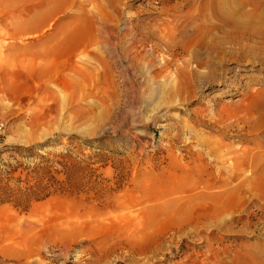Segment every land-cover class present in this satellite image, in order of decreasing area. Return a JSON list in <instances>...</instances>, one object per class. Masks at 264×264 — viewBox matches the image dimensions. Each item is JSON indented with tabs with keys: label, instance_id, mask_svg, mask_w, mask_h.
Segmentation results:
<instances>
[{
	"label": "rangeland",
	"instance_id": "1",
	"mask_svg": "<svg viewBox=\"0 0 264 264\" xmlns=\"http://www.w3.org/2000/svg\"><path fill=\"white\" fill-rule=\"evenodd\" d=\"M263 10L0 0V175L72 191L0 203V264H264Z\"/></svg>",
	"mask_w": 264,
	"mask_h": 264
},
{
	"label": "trees",
	"instance_id": "2",
	"mask_svg": "<svg viewBox=\"0 0 264 264\" xmlns=\"http://www.w3.org/2000/svg\"><path fill=\"white\" fill-rule=\"evenodd\" d=\"M47 165L50 160L47 158ZM18 168L4 172L0 175V203L12 204L15 207L27 211L32 203L45 201L55 194L72 193L67 186H62L61 181L56 177L59 171L51 166H37L30 170L31 173L42 172V177L34 185L22 186L23 181L20 177L14 178Z\"/></svg>",
	"mask_w": 264,
	"mask_h": 264
},
{
	"label": "bare ground",
	"instance_id": "3",
	"mask_svg": "<svg viewBox=\"0 0 264 264\" xmlns=\"http://www.w3.org/2000/svg\"><path fill=\"white\" fill-rule=\"evenodd\" d=\"M69 2V0H57V4L59 5V4H63V5H66L67 3ZM264 11V10H263ZM41 16H43L42 14H40ZM39 15V16H40ZM38 16V17H39ZM254 16L255 17H257V15L256 14H254ZM222 24V23H221ZM258 23L256 22V26H258L257 25ZM255 26V27H256ZM253 27V26H252ZM260 33V32H259ZM258 33V34H259ZM257 35V34H256ZM260 35V34H259ZM254 37V36H253ZM249 38V37H248ZM260 39V38H259ZM249 41H250V39H249ZM250 114H248V116H249ZM251 117V116H250ZM253 117V116H252ZM225 154V153H224ZM225 156V155H224ZM237 158H239V162H236V164H235V166H237V168H241V167H243V166H245V167H251V166H253L254 165V167L255 168H257L258 166H260V168H264V157H263V161H260V162H254V160L253 161H250L249 160V157H247V155H245V154H243V155H237ZM261 164V165H259V164ZM231 164V163H230ZM232 167H233V165H232ZM201 175L198 173V174H195V175H193V177L192 178H187L186 180H184L183 182H179L178 180H176V181H178V182H175V183H178L176 186H169L168 187V190L169 191H163L161 194H159L158 195V197L159 198H162V197H165V196H167V195H169L170 193H172V192H175V191H178V190H182L183 189V187L185 186L183 183H191V181H193V183H194V181L195 180H197V181H200L201 180V177H200ZM177 179V178H176ZM173 182H171V183H174V179L172 180ZM253 183V182H252ZM250 186H251V188H252V186L254 187V189H256V190H260V188H262V187H260V183H253L252 185H247V183L246 182H244V183H241L240 184V186H239V188L237 189V190H234V191H232L231 193H232V196H231V198L225 203V205H224V207H229L230 205H235V204H238L239 202H241L242 201V199L243 198H241L240 197V194L241 193H243L245 196H246V194H247V189H249L250 188ZM263 186H264V184H263ZM171 187V188H170ZM264 188V187H263ZM262 190V189H261ZM253 192V191H252ZM220 195L221 194H218V195H212V194H204V195H202L201 197H203V198H205V199H215V200H217V199H219L220 198ZM198 197V196H197ZM200 197V196H199ZM264 197V196H263ZM170 205H172L171 204V202L170 203H165L164 205H162V206H160L161 207V212L162 213H166L168 210V207L170 206ZM166 206V207H165ZM170 213V212H169Z\"/></svg>",
	"mask_w": 264,
	"mask_h": 264
}]
</instances>
